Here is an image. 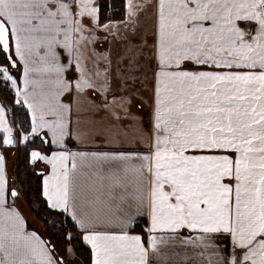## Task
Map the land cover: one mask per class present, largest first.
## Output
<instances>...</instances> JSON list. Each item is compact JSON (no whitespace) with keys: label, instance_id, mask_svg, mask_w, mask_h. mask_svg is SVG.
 I'll return each mask as SVG.
<instances>
[{"label":"snow or ice","instance_id":"snow-or-ice-1","mask_svg":"<svg viewBox=\"0 0 264 264\" xmlns=\"http://www.w3.org/2000/svg\"><path fill=\"white\" fill-rule=\"evenodd\" d=\"M0 264H264V0H0Z\"/></svg>","mask_w":264,"mask_h":264},{"label":"rangeland","instance_id":"rangeland-1","mask_svg":"<svg viewBox=\"0 0 264 264\" xmlns=\"http://www.w3.org/2000/svg\"><path fill=\"white\" fill-rule=\"evenodd\" d=\"M22 208H23V211L25 212V215H27L34 223L41 224V222H37V221L33 220V218L35 217V214L33 212L29 211V206L27 205V202H25L22 205Z\"/></svg>","mask_w":264,"mask_h":264},{"label":"trees","instance_id":"trees-1","mask_svg":"<svg viewBox=\"0 0 264 264\" xmlns=\"http://www.w3.org/2000/svg\"><path fill=\"white\" fill-rule=\"evenodd\" d=\"M27 205H28V203H27ZM33 213H34L35 216H36V213H35V212H33ZM28 218H29V217H28ZM29 220L32 221L30 218H29ZM35 225H36V228H37V229L42 230V228H41V224H39V223H35Z\"/></svg>","mask_w":264,"mask_h":264}]
</instances>
